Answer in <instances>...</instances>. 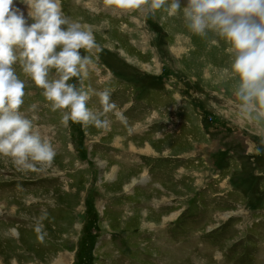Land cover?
<instances>
[{"label": "rangeland", "instance_id": "1", "mask_svg": "<svg viewBox=\"0 0 264 264\" xmlns=\"http://www.w3.org/2000/svg\"><path fill=\"white\" fill-rule=\"evenodd\" d=\"M60 3L96 44L79 50L92 63L68 83L110 127L64 124L68 109L53 111L13 65L19 111L55 156L23 170L0 155V264H264V126L238 115L225 41L192 33L182 10ZM12 7L33 22L23 0Z\"/></svg>", "mask_w": 264, "mask_h": 264}, {"label": "clouds", "instance_id": "2", "mask_svg": "<svg viewBox=\"0 0 264 264\" xmlns=\"http://www.w3.org/2000/svg\"><path fill=\"white\" fill-rule=\"evenodd\" d=\"M23 2L28 6L31 24L12 7L13 0H0V155L11 157L18 168L33 170L37 164L51 162L55 151L19 111L25 85L14 71L17 62L23 73L44 90L43 96L51 102L53 111L68 109L61 117L64 124L71 120L107 129L110 121L87 107V91L68 83L92 63L90 57L79 52L96 46L91 29L65 17L60 0ZM103 3L121 10L143 7L145 12H153L163 8L169 16L182 10L185 25L192 33L205 36L212 32L222 38L230 55V65L223 72L235 81L233 96L238 115L258 127L264 126V0H187L184 7L180 0ZM52 68L58 78H48ZM95 94L104 113L116 108L108 90ZM117 115L126 119L122 113ZM261 145L264 146V139ZM254 151L259 155L262 148L254 146ZM35 231L41 240L46 235L42 222L35 225Z\"/></svg>", "mask_w": 264, "mask_h": 264}]
</instances>
